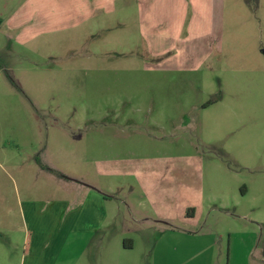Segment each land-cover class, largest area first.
<instances>
[{
  "label": "rangeland",
  "instance_id": "rangeland-1",
  "mask_svg": "<svg viewBox=\"0 0 264 264\" xmlns=\"http://www.w3.org/2000/svg\"><path fill=\"white\" fill-rule=\"evenodd\" d=\"M65 4L0 0V264L32 229L57 264H264V0Z\"/></svg>",
  "mask_w": 264,
  "mask_h": 264
},
{
  "label": "crops",
  "instance_id": "crops-1",
  "mask_svg": "<svg viewBox=\"0 0 264 264\" xmlns=\"http://www.w3.org/2000/svg\"><path fill=\"white\" fill-rule=\"evenodd\" d=\"M117 1L118 0H108V1L107 0H72L73 5L69 6L68 4H65L64 8L67 13L65 16V24H64L65 26H62V27L72 28L77 24L83 23L91 19L93 16H95L100 11H103V12L111 11L113 7L116 6ZM138 1L141 6L139 27L143 31L144 23L142 24V21L144 20V12L146 8H142L143 0H138ZM107 2H109V4H107ZM26 4L27 2L24 3V5ZM144 5L146 7L147 4L145 3ZM210 5H211V2H210ZM17 16L20 17L19 13H17ZM43 16H44L43 11H35L31 20L35 21L38 19L40 22V26H46L47 25L45 22L46 18ZM162 23H163V17H162L161 25H163ZM43 29L47 30L49 28H43ZM33 36H31L30 38H32ZM69 216L70 214L67 213L65 219L59 223V225L61 226L59 229L57 228V231H58L57 235H61V234L63 235L67 231L72 230V227L70 226L73 224L70 220H68ZM188 217H191V218L196 217V212L194 213L193 216H188ZM30 232H28V235L26 237L28 242L26 241L27 247H24V251L22 253L21 264H57L59 261L60 255H61L62 248L64 247V244H62L61 241L58 239H55V241L54 240L50 241V239H48L46 240L45 245L46 246L49 245L48 246L49 251H47L46 255H43V254L41 255L40 253H36L35 251H32L36 231L32 229V232L31 233ZM28 261L30 262L27 263Z\"/></svg>",
  "mask_w": 264,
  "mask_h": 264
},
{
  "label": "trees",
  "instance_id": "trees-1",
  "mask_svg": "<svg viewBox=\"0 0 264 264\" xmlns=\"http://www.w3.org/2000/svg\"><path fill=\"white\" fill-rule=\"evenodd\" d=\"M44 168H47V169H49V170H52L50 167H46V166H44ZM194 213H195V209H194L193 207H190V208L187 209V215H188V216H193ZM27 242H28V241H27ZM26 246H27V244H26Z\"/></svg>",
  "mask_w": 264,
  "mask_h": 264
}]
</instances>
